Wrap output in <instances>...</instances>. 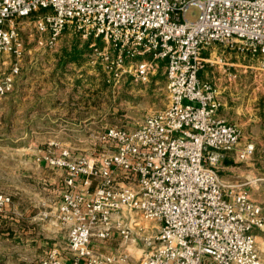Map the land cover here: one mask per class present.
<instances>
[{
	"label": "built area",
	"instance_id": "1",
	"mask_svg": "<svg viewBox=\"0 0 264 264\" xmlns=\"http://www.w3.org/2000/svg\"><path fill=\"white\" fill-rule=\"evenodd\" d=\"M191 6L199 8L194 20ZM31 15L39 47L70 29L92 38V56L109 61L119 77L149 82L164 68L169 99L134 128L105 127L89 151L49 142L36 160L64 172L52 211L69 226L71 256L54 247L35 264L128 263L137 245L139 264H261L253 231H264L262 207L248 182L219 174L229 152L244 161L255 144L240 145L238 126L218 115L216 85L199 72L217 65L237 79L225 57L235 51L261 57L252 68L264 73V0H0V97L21 75L19 19ZM215 44L221 51L204 56ZM11 202L0 192V212ZM116 235L123 249L93 248V240Z\"/></svg>",
	"mask_w": 264,
	"mask_h": 264
},
{
	"label": "rangeland",
	"instance_id": "2",
	"mask_svg": "<svg viewBox=\"0 0 264 264\" xmlns=\"http://www.w3.org/2000/svg\"><path fill=\"white\" fill-rule=\"evenodd\" d=\"M198 14L197 6L189 8L190 20H194ZM35 17L31 15L19 19L21 33L26 42L21 74L24 72L26 77L22 79L19 75L14 89L0 97V152L18 149V145L24 140L25 144H22V147L39 153L49 149L51 146L49 142L52 140L75 151H89L98 143V134L105 127L117 125L134 128L147 115L167 105L169 99L164 68L149 82H142L133 76L119 77L117 70H110L109 61L101 56L99 58L92 56L90 47L94 41L92 38H83L70 29H67L54 45L39 47L36 43ZM97 43L99 47L104 45L99 40ZM74 48L80 51L78 59H69L68 55ZM228 52H232L234 56L232 60L246 65L239 67L242 70L247 69L241 76L242 83L244 82L241 85L250 87V94L246 97H255L251 92L253 88L258 89L260 101L256 100L255 104L263 107L264 81L261 77H264V73L252 68L258 65L261 57L247 52L244 54ZM232 71L237 72L234 69ZM237 74L239 79V72ZM34 88L42 93L39 94L40 98L52 88L50 94L53 95L46 96L51 102L53 100L54 108L41 104L39 109L32 110L34 104L31 95L26 99L22 91L27 92ZM260 94L262 95L259 96ZM49 120L54 122L48 124ZM239 130L242 135L240 128ZM249 139L257 143L260 138ZM7 141H10L9 147ZM2 161L0 158V188L4 189L14 183L17 175L13 170L4 167ZM8 172L12 175H8ZM9 195L12 198L13 195ZM140 221L149 229L156 225L146 219ZM257 242L260 244L261 264H264V254L261 253L262 248L264 249V239L258 238ZM122 244V239L118 235L107 241L92 242L93 248L101 254L117 252L123 249ZM139 246L131 247L133 257L128 263L117 264H139L138 258L141 254ZM8 257L11 262L15 256Z\"/></svg>",
	"mask_w": 264,
	"mask_h": 264
},
{
	"label": "crops",
	"instance_id": "3",
	"mask_svg": "<svg viewBox=\"0 0 264 264\" xmlns=\"http://www.w3.org/2000/svg\"><path fill=\"white\" fill-rule=\"evenodd\" d=\"M220 51L221 46L215 44L204 50L203 55L208 56ZM225 57L230 63V70L239 72V79H229L223 67L217 65H206L200 70L199 78L216 85L222 101L218 115L241 129L240 145L252 141L249 138L260 139L259 141L256 139L257 143L252 141L255 144V152L247 160L240 161L234 151L229 152L219 169V174L228 183L248 182L246 188L252 200L261 205L264 215V106L255 104L256 100L260 101L258 89L253 88L251 92L255 97H246L250 94V87L241 85L244 83L241 76L247 69L239 68L246 65L232 60L234 57L232 52H228ZM24 75L26 74L22 72L20 78L24 79L26 77ZM261 80L264 81V77H261ZM51 91L53 89L49 88L42 98L39 97L41 92L36 88L27 92L22 91V95L26 99L31 95L34 104L32 110L39 109L41 104L54 108L53 100L51 102L46 96L53 95L50 94ZM47 122L51 124L54 121ZM24 141L20 142L18 149L0 152L3 166L13 170L17 175L13 181L16 182L15 184L8 185L4 189L0 188V192L13 195L11 205L4 212H0V264H35L54 247H58L62 257L67 259L71 256L68 246L69 226L56 218L52 211L65 189L64 172L49 166L44 161L38 162L36 159L41 153L22 147ZM9 142L7 141L8 147ZM72 150L75 151L73 148ZM8 175H12L11 172H8ZM253 233L257 241L258 238L264 239L263 231L255 229ZM261 253L264 254L263 248ZM9 255L15 256L11 262Z\"/></svg>",
	"mask_w": 264,
	"mask_h": 264
},
{
	"label": "trees",
	"instance_id": "4",
	"mask_svg": "<svg viewBox=\"0 0 264 264\" xmlns=\"http://www.w3.org/2000/svg\"><path fill=\"white\" fill-rule=\"evenodd\" d=\"M79 54H80V51L74 48L72 52L68 55V57L69 59H78Z\"/></svg>",
	"mask_w": 264,
	"mask_h": 264
}]
</instances>
